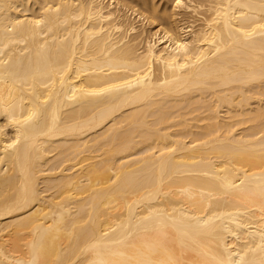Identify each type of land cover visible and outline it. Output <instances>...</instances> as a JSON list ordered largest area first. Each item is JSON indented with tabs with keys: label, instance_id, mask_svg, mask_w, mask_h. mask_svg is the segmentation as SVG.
Here are the masks:
<instances>
[{
	"label": "bare ground",
	"instance_id": "obj_1",
	"mask_svg": "<svg viewBox=\"0 0 264 264\" xmlns=\"http://www.w3.org/2000/svg\"><path fill=\"white\" fill-rule=\"evenodd\" d=\"M0 264H264V0H0Z\"/></svg>",
	"mask_w": 264,
	"mask_h": 264
}]
</instances>
